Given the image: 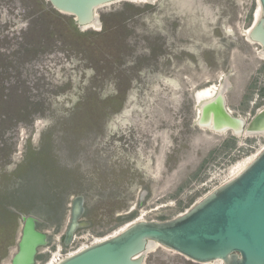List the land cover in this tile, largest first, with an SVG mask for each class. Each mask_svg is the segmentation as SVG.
Returning a JSON list of instances; mask_svg holds the SVG:
<instances>
[{"label":"rangeland","instance_id":"374dc122","mask_svg":"<svg viewBox=\"0 0 264 264\" xmlns=\"http://www.w3.org/2000/svg\"><path fill=\"white\" fill-rule=\"evenodd\" d=\"M256 6L119 0L79 28L45 0H0V264L27 217L42 233L30 264H45L136 219L177 216L264 146L262 133L196 124L197 91L222 77L233 115L264 107V57L243 33ZM75 195L84 211L65 245ZM143 264L216 263L156 246Z\"/></svg>","mask_w":264,"mask_h":264},{"label":"water","instance_id":"95a60500","mask_svg":"<svg viewBox=\"0 0 264 264\" xmlns=\"http://www.w3.org/2000/svg\"><path fill=\"white\" fill-rule=\"evenodd\" d=\"M57 12L72 16L79 28L100 26L97 9L117 0H45ZM135 2L137 0H123ZM260 16L255 7L249 38L264 51V0H259ZM93 27V26H92ZM222 90V91H221ZM211 100L201 103L197 125L235 132L264 131V107L246 122L233 115L224 100V89ZM216 108L217 111H213ZM84 211V199L71 201L70 221L64 244L70 243ZM42 233L31 218L25 219L18 252L11 264H30ZM158 242L191 261L221 264H264V146L236 176L207 193L184 212L168 220H134L100 241L76 250L55 264H143L150 244Z\"/></svg>","mask_w":264,"mask_h":264},{"label":"bare ground","instance_id":"6f19581e","mask_svg":"<svg viewBox=\"0 0 264 264\" xmlns=\"http://www.w3.org/2000/svg\"><path fill=\"white\" fill-rule=\"evenodd\" d=\"M117 1H119V0H117ZM137 1H151V0H137ZM259 0H257V8H256V10H255V14H254V16H255V18H259V16H260V7H259V2H258ZM113 2H115V1H113ZM110 3H112V2H110ZM107 4H109V3H106V4H104V5H107ZM104 5H102V6H104ZM94 27V28H97L98 26H96V25H90V26H88V27ZM249 30H250V26H249V28L248 29H246V30H244V35L246 36V38L248 39V40H250V41H252L250 38H249V36H248V33H249ZM252 42H254V41H252ZM256 44H258L257 42H255ZM258 53V52H257ZM259 53H260V55H262L263 57H264V51L262 50V49H260V51H259ZM227 86H228V82L226 81V79L225 78H223L222 77V79H221V81H220V84L219 85H217V84H211V85H208V86H205V87H203L202 89H200V90H198L197 91V93H196V98H197V100H198V113H197V115L198 114H200L201 113V103L202 102H205V101H207V100H211V99H213L214 97H216L217 95H218V91H220L222 88L224 89V92H223V95H224V100H226V98H225V90H226V88H227ZM222 91V90H221ZM214 110L213 111H217L216 110V108H213ZM230 111V110H229ZM196 119H197V117H196ZM200 127H203V128H208V129H210V130H212V131H214V132H225V130L226 129H222V130H217V129H214V127L213 126H211V124H209L208 126L207 125H199ZM234 133H236L237 135H241V134H243V135H253V134H257V133H262L263 135H264V131H262V132H253V133H250V132H245V133H243V132H235L234 130H232ZM256 154L257 153H254V154H251L250 156H247L246 158H244L243 160H241V161H239V162H237L233 167H232V170H231V178L232 177H234V176H236L241 170H243L244 168H245V166L249 163V162H251V160H253V158L256 156ZM133 222V221H132ZM132 222H130V223H132ZM127 226V225H126ZM125 227V226H124ZM122 229V228H121ZM105 237H107V236H104V237H101V238H96L94 241H100V240H102V239H104ZM85 246V245H84ZM83 245L80 247H78L79 249H81L82 247H84ZM156 246H162V247H165V246H163V245H161V244H159L158 242H153V243H151L150 244V246H149V248L147 249V251L148 250H150L151 249V247H156ZM165 248H167V249H170V248H168V247H165ZM77 249V248H76ZM76 249H74V250H76ZM170 250H172V249H170ZM146 251V252H147ZM174 251V250H173ZM145 252V253H146ZM176 252V251H175ZM73 253V252H72ZM71 253V254H72ZM56 254H58V252H56L55 253V255L54 256H56ZM55 262V257H53L52 259H51V261L50 262H48V264H53ZM214 263H218V264H221V261L220 260H217V261H213Z\"/></svg>","mask_w":264,"mask_h":264},{"label":"built area","instance_id":"2783aa9c","mask_svg":"<svg viewBox=\"0 0 264 264\" xmlns=\"http://www.w3.org/2000/svg\"><path fill=\"white\" fill-rule=\"evenodd\" d=\"M93 243V242H92ZM91 244V243H90ZM86 246V245H85ZM81 247V246H80ZM79 248H77L76 250H78ZM76 250H69V251H67V252H61V251H59L58 252V254L56 255V256H51L50 258H49V260L47 261V262H45V264H48V262H50L51 261V259L53 258V257H55V262L53 263V264H55L56 262H58L59 260H61L62 258H64L65 256H67V255H69V254H71L72 252H75Z\"/></svg>","mask_w":264,"mask_h":264},{"label":"trees","instance_id":"16d2710c","mask_svg":"<svg viewBox=\"0 0 264 264\" xmlns=\"http://www.w3.org/2000/svg\"><path fill=\"white\" fill-rule=\"evenodd\" d=\"M75 27H76V25H75ZM260 94H261L262 96L264 95V87H263V90L261 91ZM229 140L232 142V144H231L232 148H233V147H237V139H236V137L231 136V137L229 138ZM242 151H243V150H242V148H241V150L238 152L239 155H240V153H241ZM237 156H238V155H235V156H233L231 159H235ZM192 202H193V199L190 198L189 201H188V203H192Z\"/></svg>","mask_w":264,"mask_h":264}]
</instances>
